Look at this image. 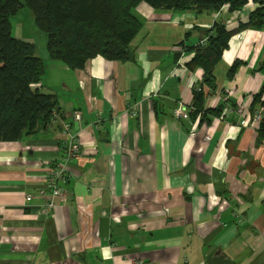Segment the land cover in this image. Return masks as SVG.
I'll list each match as a JSON object with an SVG mask.
<instances>
[{
    "label": "crops",
    "instance_id": "crops-1",
    "mask_svg": "<svg viewBox=\"0 0 264 264\" xmlns=\"http://www.w3.org/2000/svg\"><path fill=\"white\" fill-rule=\"evenodd\" d=\"M258 6L199 12L141 2L129 61L97 56L72 69L38 49L46 72L31 87L57 96L59 118L0 141V264H264V129L252 119L264 26L233 35L214 67L204 106L226 105L222 115L194 114L205 71L190 66L217 23L235 29ZM181 104L188 118L175 115ZM66 124L82 152L67 199L45 213L39 191L64 155Z\"/></svg>",
    "mask_w": 264,
    "mask_h": 264
},
{
    "label": "trees",
    "instance_id": "trees-1",
    "mask_svg": "<svg viewBox=\"0 0 264 264\" xmlns=\"http://www.w3.org/2000/svg\"><path fill=\"white\" fill-rule=\"evenodd\" d=\"M250 0H0V141H18L51 125L58 98L55 94L33 90L46 72V62L34 41L13 35L10 18L22 8L32 13L34 23L46 35V50L51 60L82 69L93 57L129 61L134 57L132 42L143 28L135 8L146 2L161 10L194 9L231 12L243 10ZM235 29L217 23L209 31L190 63L205 71L204 83L194 91V114L222 115L226 105L205 108L206 98L215 92L214 67L229 47L230 39L249 27L264 26V0ZM237 61L233 74L240 66ZM206 86L208 89H206ZM236 108L235 104H232ZM264 113V86L254 95L253 112ZM191 114V113H190ZM264 129V117L261 121Z\"/></svg>",
    "mask_w": 264,
    "mask_h": 264
},
{
    "label": "built area",
    "instance_id": "built-area-1",
    "mask_svg": "<svg viewBox=\"0 0 264 264\" xmlns=\"http://www.w3.org/2000/svg\"><path fill=\"white\" fill-rule=\"evenodd\" d=\"M234 110L242 112V107H236ZM175 115L177 117H189V110L186 105H180L175 110ZM253 123H261L264 117V113L261 109L255 110L252 114ZM58 112L53 116L52 121L57 120ZM74 118L76 120L81 119V113L75 112ZM63 135V147L64 155L57 161V163L47 169L45 174L44 185L40 188V194L45 196V202L43 204V211L45 213H50L56 206L58 200H66L68 197V191L65 189L64 185L69 180V169L71 163L81 155L82 145L80 141V135L78 133H72L70 125H64L61 131ZM34 196L32 194L27 196V201H32Z\"/></svg>",
    "mask_w": 264,
    "mask_h": 264
},
{
    "label": "rangeland",
    "instance_id": "rangeland-1",
    "mask_svg": "<svg viewBox=\"0 0 264 264\" xmlns=\"http://www.w3.org/2000/svg\"><path fill=\"white\" fill-rule=\"evenodd\" d=\"M10 21L15 37L36 42L40 54L46 50L47 37L38 29L34 23L32 13L27 7L22 8L16 15H12Z\"/></svg>",
    "mask_w": 264,
    "mask_h": 264
}]
</instances>
